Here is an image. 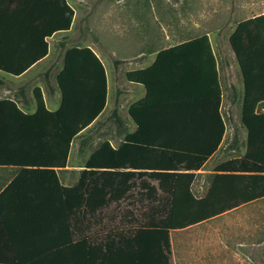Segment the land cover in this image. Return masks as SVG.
<instances>
[{
	"label": "trees",
	"instance_id": "16d2710c",
	"mask_svg": "<svg viewBox=\"0 0 264 264\" xmlns=\"http://www.w3.org/2000/svg\"><path fill=\"white\" fill-rule=\"evenodd\" d=\"M73 17L74 8L67 0H0V71L19 75L44 57L47 38L69 30ZM18 36L19 41L11 40ZM228 43L242 79L243 154L219 163L209 175L205 194L195 195L191 188L194 171L217 149L223 136L217 57L206 32L159 49L151 66L125 73L127 80L146 89L145 96L128 108L137 129L116 147L107 139L101 141L86 160L76 184L62 186L57 182L59 197L64 199L65 237L60 240L62 249L48 255L50 262L171 264L172 230L264 197V12L239 20ZM187 55L204 60L192 69V64L183 63ZM119 62L114 59L115 65ZM50 68L44 73L47 80ZM209 79L216 85L218 133L212 141L192 142L195 98L210 96L196 90L195 85L203 86ZM56 85L60 105L54 111L45 106L38 87L34 89V113L23 112L14 99L0 98L6 114L20 119L17 127H0V149L50 155L45 162L40 158L8 161L44 164L50 170L65 166L72 140L105 106V67L90 46L65 49ZM230 86L234 101L236 87ZM109 118L120 134L123 119L117 99ZM135 176H145L156 184L139 191L148 199L146 203L130 205L124 201Z\"/></svg>",
	"mask_w": 264,
	"mask_h": 264
},
{
	"label": "crops",
	"instance_id": "0c3cea01",
	"mask_svg": "<svg viewBox=\"0 0 264 264\" xmlns=\"http://www.w3.org/2000/svg\"><path fill=\"white\" fill-rule=\"evenodd\" d=\"M67 1L74 8L75 15L74 4L77 3L78 0ZM189 30L190 27L186 21L184 24H175L171 30H164L158 37H147L145 39L146 42L144 41V45L160 46L159 48L143 51L135 57L122 59L117 65L114 64V59L112 58L110 59V63L112 62L116 70L119 67H123L124 75L129 70L151 66L159 49L190 40L192 37L186 36ZM63 32L66 31L55 32L48 37L47 54L30 65L21 74L14 76L0 71V98L7 97L14 99L16 105L23 112L34 113L37 106L34 97V89L38 87L43 96L45 106L49 110L54 111L59 107L60 91L56 85L57 73L54 75V80H52L48 72L47 80L44 73L51 65L43 71L47 64L42 65V63L45 62V60H49L51 43L54 37ZM11 40H14V42L15 40L19 41L20 37H12ZM210 44L217 57L216 67L219 88L221 90V103L218 113L223 124L222 142L226 134V119L223 113V104L225 101L227 102V86L230 85L231 80L229 68L232 63L219 42H213L210 38ZM83 45L90 46L103 62L102 53L96 49L94 45ZM183 60V63L186 65L192 64L193 69V67H195L194 64L200 63L204 59L187 55ZM37 67H39L38 70H34ZM40 75H42L44 79H40ZM111 76L112 73L110 77L106 73L107 95L103 110L72 140L65 166L52 168L53 170H50L51 168L44 166V164L32 165L10 162L7 158H15L18 160L40 158L42 162H45L50 155L47 152L32 153L31 151L18 150L10 152L0 149V264H64L62 262H50L48 259V255L51 252H59V249H62L59 247L60 240L62 239L64 241L65 237L63 217L64 199L63 197L62 199L59 197L57 182L62 186L76 184L86 160L90 156L92 150L97 147L101 141L107 139L116 147L129 133L134 132L137 129V125L129 116L128 108L133 102L143 98L146 94V89L142 84L126 79V84L122 89L114 85L115 96L113 105L109 106L108 110H106L105 108L109 101ZM114 77H116V74H114ZM195 87L196 90L202 89L203 91H207L204 95L210 94V96L205 97L199 95L195 98L196 102L192 109L194 121H192L190 125L194 129L191 140L192 142H198L203 139L212 141L216 138L219 128V120L214 111L216 85L213 79H209L203 83V86L202 84H197ZM116 99L118 100L119 114L122 102L126 113L125 117L120 114L123 119L121 133L119 134L117 132V136H115L116 141L114 140L115 138L107 135L102 138L96 146L88 149V145L92 138L83 137V132L101 119L102 116H104L106 120L110 119L109 116ZM203 102L207 104H203ZM6 113L5 107H0V127L9 125H11V127H17L20 120L19 116H10ZM110 121L113 122L111 119ZM76 138L78 143L76 144L75 150L72 152V145ZM78 138L80 139L78 140ZM221 142L201 167L194 171L195 177L191 184V188L197 196H203L205 194L209 186L210 173H212L219 163L225 160L219 161L216 157ZM152 184H156L155 181L145 178V176H135L131 181V192L124 202L128 201L130 205L146 203L148 199L146 197H141L138 193ZM103 219H107V214L104 215ZM56 242L57 247L55 246Z\"/></svg>",
	"mask_w": 264,
	"mask_h": 264
},
{
	"label": "rangeland",
	"instance_id": "374dc122",
	"mask_svg": "<svg viewBox=\"0 0 264 264\" xmlns=\"http://www.w3.org/2000/svg\"><path fill=\"white\" fill-rule=\"evenodd\" d=\"M74 7L71 28L54 37L49 60L42 63L47 64L43 71L51 65L49 76L52 80L62 66L66 48L78 44L94 45L102 53L106 73L109 77L112 73L105 108L108 110L113 105L114 85L122 89L126 84L123 67L116 70L110 59H127L159 48L144 45L145 39L158 37L164 30L169 31L175 24L186 21L190 27L186 36L208 33L213 42L220 43L232 63L230 85L236 87L237 98L231 101V86H227V102L223 104L226 134L216 153L217 160L243 154L246 131L240 122L242 79L228 37L239 20L264 11V0H78ZM120 114L126 116L123 102ZM107 135L116 141L115 124L104 116L82 134L92 138L88 149ZM76 141L77 138L72 152ZM170 249L171 264H264V197L197 224L172 230Z\"/></svg>",
	"mask_w": 264,
	"mask_h": 264
}]
</instances>
